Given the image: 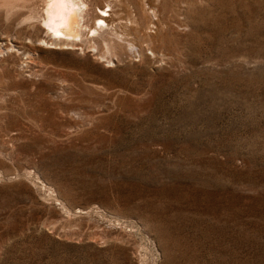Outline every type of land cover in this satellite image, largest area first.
<instances>
[{
  "label": "rangeland",
  "instance_id": "1",
  "mask_svg": "<svg viewBox=\"0 0 264 264\" xmlns=\"http://www.w3.org/2000/svg\"><path fill=\"white\" fill-rule=\"evenodd\" d=\"M83 1L0 0V264H264V0Z\"/></svg>",
  "mask_w": 264,
  "mask_h": 264
},
{
  "label": "bare ground",
  "instance_id": "2",
  "mask_svg": "<svg viewBox=\"0 0 264 264\" xmlns=\"http://www.w3.org/2000/svg\"><path fill=\"white\" fill-rule=\"evenodd\" d=\"M143 1L145 2V0H143ZM160 1L161 0H155V4L153 6H148L147 5L148 3H147L145 5V7H147V9L144 7L146 13L148 15L150 14L152 16V18H156L155 17L156 16V9L155 8L157 7L156 5H158V3ZM121 2L122 1H120V0H116L115 1L116 4H119ZM150 2H151V0H150ZM121 4H120V6H121ZM84 5H85V3H84L83 0H48V2L46 4V8H45L44 27H41V28H43V30L47 33L46 35H48L53 41L59 42V45H70V46L73 45V43H75L78 40L81 41L83 37H88V34L89 33H91V34L94 35L93 38L95 36H98L99 33H100V30H101V27H97V25H96L97 22L100 23V24H103L105 27H109L110 26V29L108 28L110 30V34L113 37H115L116 39H119V38L122 39V37L125 38V37H127L129 35L128 31H127L128 34L127 33H119V32H122V31H119L118 32V30L116 28V25L117 24H114V23H116L117 21H120L121 18L119 19V18H117L115 16L116 14H114V11H113V6L115 8V5H113V3L108 2L105 5V8H108L107 10H105L103 7H102V9L101 8H98V12H96V13L95 12H92V10L90 11V9L89 10L86 9ZM142 9H143V7H142ZM178 12H180V11H178ZM177 14L180 15L179 13H177ZM114 16L116 17V19H114ZM87 17H90V19H93L94 22H96V24H94L93 26H89V24H87V21L88 20L85 23L84 21L86 20ZM161 19H159V20H161ZM156 20L159 21L158 19H156ZM156 20H155V22H156ZM127 21H128V24H129L130 23L129 20H127ZM131 21H133V20H131ZM134 21L135 22H138V20L136 18H135ZM162 21L164 22V20H162ZM155 22H154V24H155V26H157V24ZM120 23H123V21L122 22H118V27L120 26V28H122V26H123V28L125 29V31H126V28L130 26V25L128 26L127 22L124 23V24H122V26L120 25ZM132 23H134V22H132ZM159 23H158V25H159ZM168 24H170L169 21H168ZM134 25H131L132 26V29H133V26ZM136 27H138V25ZM138 29H140V28H137V30ZM142 29H143V27H142ZM153 29H157V28H153ZM121 30H123V29H121ZM150 33H149V35H150ZM134 34H135V32H134ZM135 36H138V34L135 35ZM132 37H134V36H131V39H132ZM142 37H143V34H142ZM149 40H151V39H149ZM127 41H129V40H127ZM156 41H158V40H156ZM130 42L134 43V42H136V40L134 42L130 40ZM110 43H111V41H110ZM128 43L129 42H127V44ZM80 44H82V43L80 42ZM51 45H53V43ZM131 47H132V45H131Z\"/></svg>",
  "mask_w": 264,
  "mask_h": 264
}]
</instances>
